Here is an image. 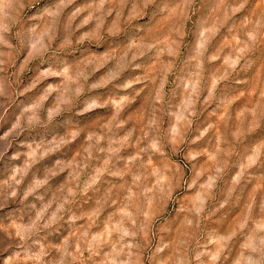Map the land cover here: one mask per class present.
Here are the masks:
<instances>
[{
	"label": "clouds",
	"instance_id": "obj_1",
	"mask_svg": "<svg viewBox=\"0 0 264 264\" xmlns=\"http://www.w3.org/2000/svg\"><path fill=\"white\" fill-rule=\"evenodd\" d=\"M0 264H264V0H0Z\"/></svg>",
	"mask_w": 264,
	"mask_h": 264
}]
</instances>
